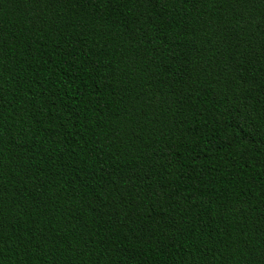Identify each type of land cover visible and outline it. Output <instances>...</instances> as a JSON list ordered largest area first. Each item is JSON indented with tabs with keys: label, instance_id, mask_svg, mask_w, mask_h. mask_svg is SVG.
<instances>
[{
	"label": "trees",
	"instance_id": "trees-1",
	"mask_svg": "<svg viewBox=\"0 0 264 264\" xmlns=\"http://www.w3.org/2000/svg\"><path fill=\"white\" fill-rule=\"evenodd\" d=\"M0 264H264V0H0Z\"/></svg>",
	"mask_w": 264,
	"mask_h": 264
}]
</instances>
